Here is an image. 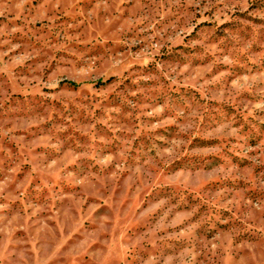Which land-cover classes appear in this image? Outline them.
<instances>
[{
    "label": "rangeland",
    "instance_id": "rangeland-1",
    "mask_svg": "<svg viewBox=\"0 0 264 264\" xmlns=\"http://www.w3.org/2000/svg\"><path fill=\"white\" fill-rule=\"evenodd\" d=\"M0 264H264V0H0Z\"/></svg>",
    "mask_w": 264,
    "mask_h": 264
}]
</instances>
